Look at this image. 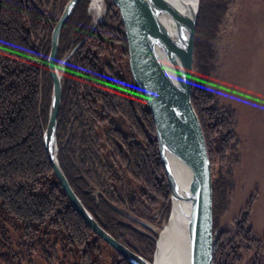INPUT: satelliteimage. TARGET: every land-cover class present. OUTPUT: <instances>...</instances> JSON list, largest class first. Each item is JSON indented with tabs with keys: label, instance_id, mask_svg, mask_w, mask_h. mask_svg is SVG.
<instances>
[{
	"label": "trees",
	"instance_id": "1",
	"mask_svg": "<svg viewBox=\"0 0 264 264\" xmlns=\"http://www.w3.org/2000/svg\"><path fill=\"white\" fill-rule=\"evenodd\" d=\"M69 1L0 0V264H131L77 214L42 142L52 93L47 65L52 30ZM89 1L80 0L60 30L55 64L80 45L62 73L57 159L74 194L99 226L152 261L153 242L118 209L151 221L155 205L162 202L170 215L155 126L129 71L119 9L108 0L107 18L91 29ZM233 1L199 2L191 103L212 167V264L240 263L245 255L241 251L248 244L251 250L252 243L255 253L246 263L262 264L256 260L262 252L256 250L264 241L244 222L236 224L238 244L215 243L216 218L234 186L239 111L223 105L209 84L215 70L214 40Z\"/></svg>",
	"mask_w": 264,
	"mask_h": 264
},
{
	"label": "water",
	"instance_id": "2",
	"mask_svg": "<svg viewBox=\"0 0 264 264\" xmlns=\"http://www.w3.org/2000/svg\"><path fill=\"white\" fill-rule=\"evenodd\" d=\"M120 12L133 81L144 95L155 126L159 158L171 192L169 220L175 215L186 237L188 264H212V178L210 158L198 115L191 103L196 7L181 0H112ZM80 0H70L52 30L47 60L52 77L48 122L42 142L49 163L72 206L93 232L131 264H156L133 253L99 226L74 194L57 159L56 127L65 63L55 64L60 30ZM186 184L181 183L179 175ZM166 222V223H167ZM158 241V240H157ZM157 243V242H156Z\"/></svg>",
	"mask_w": 264,
	"mask_h": 264
},
{
	"label": "rangeland",
	"instance_id": "3",
	"mask_svg": "<svg viewBox=\"0 0 264 264\" xmlns=\"http://www.w3.org/2000/svg\"><path fill=\"white\" fill-rule=\"evenodd\" d=\"M107 1H89L91 29L107 18ZM226 14L214 40L215 70L210 77L209 90L223 105H232L239 111L235 129L238 157L232 165L234 186L228 194L229 202L216 218L215 243L219 245L222 241L238 244L239 236L235 230L240 222L250 226L253 235L264 241V0H235ZM118 212H123L137 232L153 242L154 251L149 255L153 261L159 233L169 217L163 211L162 202L155 205L152 211L154 220L151 221L124 207ZM253 245L251 250H248V244L241 251L245 254L244 259L237 264H247L246 261L253 256ZM260 249L256 250L262 252L256 255V260L264 264V246Z\"/></svg>",
	"mask_w": 264,
	"mask_h": 264
},
{
	"label": "bare ground",
	"instance_id": "4",
	"mask_svg": "<svg viewBox=\"0 0 264 264\" xmlns=\"http://www.w3.org/2000/svg\"><path fill=\"white\" fill-rule=\"evenodd\" d=\"M96 1L99 2V0ZM181 1L193 7L197 5V0ZM178 177L181 179L182 184H186L185 182L187 179H184L185 176L182 177L179 175ZM180 226V223L177 222L176 216L174 215L169 220V223L167 222L165 228L159 233L160 236L156 243V264H188L189 255L186 237L184 233H182V228Z\"/></svg>",
	"mask_w": 264,
	"mask_h": 264
},
{
	"label": "built area",
	"instance_id": "5",
	"mask_svg": "<svg viewBox=\"0 0 264 264\" xmlns=\"http://www.w3.org/2000/svg\"><path fill=\"white\" fill-rule=\"evenodd\" d=\"M98 9H100V8H98Z\"/></svg>",
	"mask_w": 264,
	"mask_h": 264
}]
</instances>
